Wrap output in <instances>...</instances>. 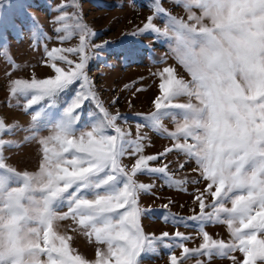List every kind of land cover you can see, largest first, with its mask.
Masks as SVG:
<instances>
[{"label": "snow or ice", "instance_id": "1", "mask_svg": "<svg viewBox=\"0 0 264 264\" xmlns=\"http://www.w3.org/2000/svg\"><path fill=\"white\" fill-rule=\"evenodd\" d=\"M173 2L186 18L162 0H150L142 25L122 34L163 38L176 61L150 71L159 80L158 94L152 110L137 113L142 122L135 133L121 125L127 118L119 110H110L119 98L106 106L89 76L91 61L114 41L93 43L97 31L84 21L80 0H61L52 9L51 36L31 17L30 46L42 45L40 64L49 75L29 70L14 76L29 66L17 64L0 45L11 69L5 72V107L29 116L21 124L0 114V264H142L161 246L168 264H212L217 258L264 264V0ZM12 7L13 0H0V25L9 23ZM161 18L163 27L156 23ZM77 37L74 46H63ZM50 40L58 45L49 48ZM144 129L172 143L147 154L151 137ZM20 133L19 140L3 138ZM26 144L37 146L34 171L7 162V151ZM171 154L183 157L179 170L194 165L192 175L177 178L172 162H165ZM141 176L154 179L141 182ZM156 180L181 192L202 184L193 187L191 214L171 212L172 199L161 206L162 215L141 206ZM157 215L164 223L195 227L201 242L188 247L194 237L179 230L147 232L143 218ZM210 224L224 226L228 239L210 235ZM81 236L93 246L92 258L73 247Z\"/></svg>", "mask_w": 264, "mask_h": 264}, {"label": "rangeland", "instance_id": "2", "mask_svg": "<svg viewBox=\"0 0 264 264\" xmlns=\"http://www.w3.org/2000/svg\"><path fill=\"white\" fill-rule=\"evenodd\" d=\"M64 2L70 3V0H64ZM60 3L61 0H13L14 7L8 9L6 13L9 23L0 25V45H7L10 55L17 64L29 66L24 71L14 72V76H27L29 70L34 71L38 77H45L50 74L49 69L40 64V60L43 59L42 45H38L36 49L30 46L28 29L32 23L31 17H35L36 22L42 25L43 30L51 36L52 25L50 20L55 14L52 9ZM80 4L84 21L97 31V38L93 43H100L105 39L114 41L112 48L104 50L100 59L91 61L89 76L94 80L106 106L110 104L113 97L119 98L110 110L113 112L119 110L127 118V124L121 120V125L130 126L135 133L136 124L142 122L137 113H147L152 110L151 101L158 94L159 80L150 76V71L155 72L157 69L163 68L165 63L176 65L175 59L169 52L167 42L163 38L155 39L152 34H145L140 37L122 35L141 26L146 17L151 14L152 10L148 6L150 0H80ZM162 6L172 14L186 18L183 7L177 6L173 0H162ZM67 10L72 11L70 7ZM156 23L163 27L162 18L157 19ZM12 24L16 27H12ZM117 38L119 39L117 40ZM77 42L78 37L65 42L63 46H74ZM47 43L49 48L58 45L55 40L47 41ZM121 50L131 51L133 55L122 58L119 55ZM161 56H166L164 63L153 62L159 61ZM7 71H11L10 66L0 57V114L6 116L9 122L18 121L23 124L29 119L28 115L5 107L7 97L5 72ZM125 85L130 87L126 88ZM141 87L144 90L137 92L136 90ZM185 100L186 98H180L179 102ZM164 124L170 130L174 128L170 120H165ZM144 131L151 137V146L146 149L147 154L162 151L165 146L172 143L170 139L159 136L149 129H144ZM22 135L23 133L18 136L8 134L3 138L19 140ZM5 155L10 157L7 162L19 170L34 171L38 167L39 156L35 144L13 148L7 151ZM182 159L183 157L171 154L165 160V162H172L170 170L176 173L177 178L192 175L191 168L194 166L192 164L187 165L183 170L178 169L177 165ZM125 162L128 163L127 160ZM150 179L154 178L140 177L141 182H148ZM193 187L202 188L203 185H188V191L181 192L168 187H161L160 181L156 180L154 194L142 195L140 204L143 207L150 206L156 209L159 215H162L161 206L172 199L174 203L170 206L171 212L187 216L191 214L189 209L192 207ZM159 215L143 218L142 225L147 232H154L158 235L162 231L172 233L179 230L194 237L193 240L186 242L188 247L198 246L201 242L199 238H195L197 231L195 227L186 228L183 225L164 223ZM206 230L214 238L228 239V233L224 226L210 224ZM73 247L89 258L94 255L93 246L82 236L76 238ZM175 251L178 255L180 250L175 249ZM236 255L242 259L240 253L237 252ZM142 264H168V250L161 246L157 254L144 256ZM185 264H193V260H188ZM212 264H231V262L227 259L217 258L212 261Z\"/></svg>", "mask_w": 264, "mask_h": 264}]
</instances>
